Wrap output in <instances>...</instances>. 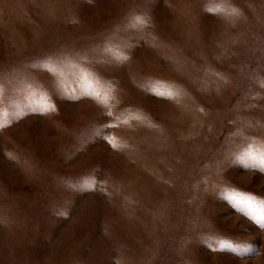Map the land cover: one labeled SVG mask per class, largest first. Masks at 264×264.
<instances>
[{"label": "rangeland", "instance_id": "1", "mask_svg": "<svg viewBox=\"0 0 264 264\" xmlns=\"http://www.w3.org/2000/svg\"><path fill=\"white\" fill-rule=\"evenodd\" d=\"M262 156L264 0H0V264H264Z\"/></svg>", "mask_w": 264, "mask_h": 264}, {"label": "snow or ice", "instance_id": "2", "mask_svg": "<svg viewBox=\"0 0 264 264\" xmlns=\"http://www.w3.org/2000/svg\"><path fill=\"white\" fill-rule=\"evenodd\" d=\"M216 11V10H214ZM262 164H264V156L261 157ZM237 206L240 207L243 211H246L249 215L255 216V211L253 208V202L251 198H245L241 197L237 201ZM257 222L260 223L262 227H264V212H261L259 215V218L257 219ZM222 248H231L232 251H244V252H250L252 251L251 246H236L233 247L231 244H222ZM258 254V253H257Z\"/></svg>", "mask_w": 264, "mask_h": 264}]
</instances>
